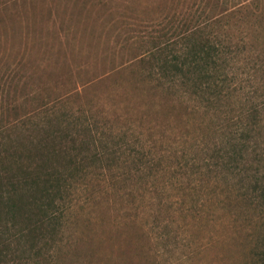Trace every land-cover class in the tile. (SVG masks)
Wrapping results in <instances>:
<instances>
[{
    "label": "rangeland",
    "instance_id": "1",
    "mask_svg": "<svg viewBox=\"0 0 264 264\" xmlns=\"http://www.w3.org/2000/svg\"><path fill=\"white\" fill-rule=\"evenodd\" d=\"M185 32L221 48L215 105L158 81ZM46 109L52 129L75 118L55 145L116 143L118 159L9 264H264V0H0V126L22 119L29 140ZM245 139L240 163L214 165Z\"/></svg>",
    "mask_w": 264,
    "mask_h": 264
},
{
    "label": "trees",
    "instance_id": "2",
    "mask_svg": "<svg viewBox=\"0 0 264 264\" xmlns=\"http://www.w3.org/2000/svg\"><path fill=\"white\" fill-rule=\"evenodd\" d=\"M190 36L189 32L178 34L172 50L161 48L165 56L155 63V73L162 86L180 85L198 100L205 101L206 107L215 105L225 96L222 87L225 76L217 77L221 48L208 38L202 40L201 35ZM46 111L30 115L35 121L29 126L37 134L29 140L24 139L29 131L22 119L15 117L0 126V264H9L11 259L29 262L30 256L40 253L42 241L53 242L75 183L80 180L79 184H85L90 166L95 167L97 162L111 164L118 159L116 143L108 147L105 143L98 150L94 146L91 149L89 143L81 147L72 143V148L55 145V138L64 139L56 131L60 133V127L64 126L72 132L75 118L63 126L57 122L56 129H52L44 124ZM19 132L22 137L26 134L21 140L16 136ZM64 136L69 135L65 132ZM246 141H242L239 149L230 141L227 148L213 149L218 159H222L214 165L223 163L229 167L235 160L240 163L243 156L239 154L236 158L235 151H242ZM84 145L91 150L89 156L80 151ZM109 166L105 165L110 171Z\"/></svg>",
    "mask_w": 264,
    "mask_h": 264
}]
</instances>
